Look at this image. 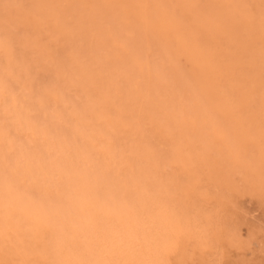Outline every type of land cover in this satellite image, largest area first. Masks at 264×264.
I'll return each instance as SVG.
<instances>
[{"label": "bare ground", "instance_id": "1", "mask_svg": "<svg viewBox=\"0 0 264 264\" xmlns=\"http://www.w3.org/2000/svg\"><path fill=\"white\" fill-rule=\"evenodd\" d=\"M247 190L264 0H0V264L217 252Z\"/></svg>", "mask_w": 264, "mask_h": 264}, {"label": "rangeland", "instance_id": "2", "mask_svg": "<svg viewBox=\"0 0 264 264\" xmlns=\"http://www.w3.org/2000/svg\"><path fill=\"white\" fill-rule=\"evenodd\" d=\"M231 197L230 211L225 216L228 219L225 229L229 235L238 232L239 242H232L226 237L221 250L192 252L186 254V259L182 261L176 259L174 264H264V196L247 190Z\"/></svg>", "mask_w": 264, "mask_h": 264}]
</instances>
